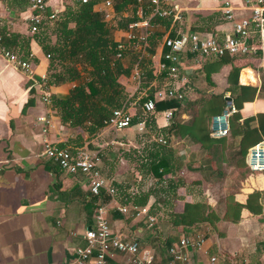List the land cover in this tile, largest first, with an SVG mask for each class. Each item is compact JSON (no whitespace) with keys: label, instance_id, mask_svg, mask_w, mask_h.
I'll return each instance as SVG.
<instances>
[{"label":"trees","instance_id":"1","mask_svg":"<svg viewBox=\"0 0 264 264\" xmlns=\"http://www.w3.org/2000/svg\"><path fill=\"white\" fill-rule=\"evenodd\" d=\"M49 1L47 0L43 10L30 11L29 16L31 14L40 16L37 30L30 39L40 46L48 58L47 84L73 85L67 95H52L49 105L56 110L63 125L78 130L74 139L78 142L77 148L86 146L90 150H96L97 148H93L91 144L84 145L81 142V134L93 136L104 128V122L116 109L127 111L132 116V124L145 119V130L139 134L152 132L156 137L149 146L145 145L141 159L138 160L140 165H137L142 171H150L159 178L164 184L163 188H166L165 192L171 194L165 217L150 227L154 232L148 243L154 250L155 257L162 258L165 253L168 255L169 248L178 242L182 234L194 236L207 229L221 239L224 236L221 229L223 224L235 227L240 225L244 213L250 218L263 216L262 193L258 189L245 194L243 202L237 200V193H226L223 208L218 207L217 203L211 204L203 200L190 202L183 200L177 209L179 196L176 191L187 187L182 174L184 170L200 175V179L191 183L193 185H201L202 181L209 184L218 183L225 177V166L249 175L264 174V171H251L246 162L249 149L264 142V112H257L254 115H246L244 112V109L255 100L264 101V73L260 74L259 86L242 85L239 82L240 68L232 67L224 79L221 93L217 94L214 93L217 87L215 77L219 76L236 57L230 54L208 56L202 59L197 70L187 76L189 81L187 85L185 84L187 89L183 87L180 90L184 97L186 93L199 97L189 99L187 103L177 99L156 100L155 94L165 81L167 73L165 70L159 71L156 67L153 61V57L156 56L155 50L157 46H161L162 39L167 34L174 37L178 29L182 32L195 31L194 27L188 24L190 12L182 11V22L174 24L172 16L152 17L149 20L152 32L148 37L147 55L138 59L128 42H123L121 38L116 39L115 33L125 31L128 23L138 20L135 16L136 11H141L143 17L150 16V0L140 2L113 0L112 20H105L106 11L97 8L100 0H89L87 3H81L80 0H71V3L60 0L61 5H58L56 11L49 5ZM24 2L27 0H23ZM218 16L219 14L217 17L215 15L203 18L211 22L210 20ZM204 27L201 28H207ZM2 37L3 45L12 51L15 39H7L3 35ZM217 38L218 41L222 40V37ZM120 39L125 45V50L122 58L117 59L115 55ZM165 50L163 49V52ZM20 52L23 54L15 53L23 59H27L30 54L27 45L20 48ZM188 56L189 59L192 58V55ZM258 56L259 54L256 57ZM135 67L138 72V78L135 76L137 89L128 95L120 79L129 77L130 73L133 74ZM38 81L40 82V78ZM226 98L232 102L235 111L228 117V134L214 138L211 136V120L226 108ZM149 99L154 100V110L146 115L140 114V107ZM166 110H171L172 116L169 123L164 126L162 123L159 124V121ZM183 141L189 146L198 147L201 156L197 158L195 152L178 151L175 145ZM71 142L74 141L70 140ZM101 155L105 168L106 166L111 168L110 158H114L116 162L119 160L111 151L102 150ZM125 159H129V162L134 161L129 154L125 155ZM194 163L198 166L191 167ZM108 172L113 173L112 170ZM113 184L117 199L123 187ZM150 197L154 198L151 191L143 194L130 193L121 201L123 206L143 207L148 205ZM92 201L94 203V199ZM156 204L158 201L155 199L150 206L151 215ZM115 212H119L123 218L132 219L130 213L123 215L119 210ZM207 256H215L218 264H231L232 261L228 253L219 251L216 245L208 249ZM156 264H161V260L156 261Z\"/></svg>","mask_w":264,"mask_h":264},{"label":"crops","instance_id":"2","mask_svg":"<svg viewBox=\"0 0 264 264\" xmlns=\"http://www.w3.org/2000/svg\"><path fill=\"white\" fill-rule=\"evenodd\" d=\"M232 1L236 18L248 14L239 0ZM57 2L59 0L48 2L55 11L59 8ZM223 2L198 0L197 4H192L190 0H177L183 11L197 10L203 16L213 13L211 16L221 15L213 19L206 29L202 26L193 29L201 35L222 38L233 34L232 23L221 14ZM29 14L28 0L26 3L23 0H0V34L7 39H15L12 51L22 55L20 48L27 45L32 54L31 75L15 68L0 55V116L4 117L0 119V264H63L73 259L75 251L83 247L85 231L94 228L95 205L88 183L82 175L73 176L61 172L44 155L42 128L46 129V137L53 145L73 148L78 146L74 140L78 130L63 125L56 110L42 102L38 78L46 76L48 58L40 46L30 39L32 34L27 24ZM115 36L119 39L121 33ZM155 51L158 59L161 46H157ZM235 57L223 71L228 74L232 67H238L240 84L259 86L260 74L264 73V61L260 64L256 56ZM243 73L246 83L241 82ZM72 87L71 84L52 85L49 90L51 95L64 96ZM244 112L246 115L264 112V101L255 100ZM38 117H44L45 122L38 121ZM161 123L162 120L159 121ZM105 129H100L93 136L82 133L81 142L101 147L98 139ZM70 140L74 142L70 143ZM115 143L122 145L123 140ZM99 166L101 172H104L101 163ZM197 166L195 163L194 167ZM103 176L110 179L111 174L103 173ZM253 189L261 191L264 204L263 173H255L247 178L246 188L236 196L237 200L243 202L244 195ZM122 190L108 209L112 233L122 240H135L141 247L154 252L148 243L153 229L145 221L133 217L126 219L115 212L123 206L121 199L131 192L125 187ZM151 199L153 197H150L149 202ZM184 201L190 202L187 199ZM149 202L147 206L150 207L152 204ZM242 216V222L236 227L231 224L221 226L223 238L218 239L215 234H210L205 238L202 249L190 252L192 264H206V254L213 245L219 251L228 253L229 259H232L231 264H263L264 245L260 244L264 241V215L250 218L244 213ZM233 236L239 246L228 251ZM214 237L216 239L213 240ZM239 254L243 255L242 260ZM156 257L157 262L161 260V264H164L169 256L165 253L162 258ZM88 264H94L93 260ZM107 264H126L125 257L113 253L107 258Z\"/></svg>","mask_w":264,"mask_h":264},{"label":"built area","instance_id":"3","mask_svg":"<svg viewBox=\"0 0 264 264\" xmlns=\"http://www.w3.org/2000/svg\"><path fill=\"white\" fill-rule=\"evenodd\" d=\"M89 0H80L87 3ZM141 0H138L140 2ZM243 9L248 13L246 16L236 18L234 3L232 0H224L221 14L225 20L232 23V35L223 37L218 41L217 36L199 34L196 31H186L178 29L174 37L165 35L161 42V51L158 55L156 67L158 70L166 71V79L163 87L159 89L155 96L156 100L177 99L183 100L181 89L187 82V76L192 72V68L185 69L184 64L194 63L195 68H199L203 58L208 56H257L259 61H264V0H239ZM98 9L106 11L105 20H112L114 17L113 0H100ZM47 0H28L30 11H41L44 9ZM150 16L143 17L141 11H136L138 19L127 24L125 31L121 32V39L127 41L130 49L136 52L138 59L147 55L148 37L152 32L149 20L154 17L172 16L173 24L182 22L183 9L177 4V0H150ZM53 17V16H52ZM28 30L31 34L37 30L40 16L31 14L27 20ZM118 41L115 58L121 59L125 45ZM163 49H166L163 52ZM0 55L12 66L31 75L32 54L27 59H23L17 53L8 50L3 45V37L0 34ZM188 55H192L189 59ZM183 68V70H182ZM182 70V72H181ZM138 78L137 67L134 70ZM47 79L41 77L39 90L43 103L49 104L51 92ZM227 99V106L221 114L215 115L211 120V136L221 138L228 134V117L235 111L232 102ZM155 108L154 100L145 101L140 107V114L146 115ZM172 116L171 110L162 113L163 125L166 126ZM38 121L45 122L44 117H38ZM132 116L123 109L113 110L110 117L104 122V128L113 132L133 129L137 133L145 130V119L132 124ZM46 129L42 128L43 152L61 172L68 175H82L88 183V189L95 205L94 228L85 231L83 239L85 244L74 253V258L63 264H88L93 260L94 264H107V258L113 253H119L125 257L126 264H155L154 252L141 247L135 240H122L112 233L108 218L109 206L115 201V187L112 179L105 178L101 172V149L90 150L87 147H59L50 143L46 137ZM159 142H162L159 140ZM247 165L253 172L264 171V142L256 144L249 149L247 154ZM107 198V200H106ZM119 211L129 214L134 219L145 220L150 228L155 223V217L151 215L150 207H127L122 206ZM205 242L203 233L187 236L180 235L178 242L168 250L169 258L164 264H192L190 252H197L202 249ZM207 255V254H206ZM206 264H218L215 256L206 258Z\"/></svg>","mask_w":264,"mask_h":264},{"label":"rangeland","instance_id":"4","mask_svg":"<svg viewBox=\"0 0 264 264\" xmlns=\"http://www.w3.org/2000/svg\"><path fill=\"white\" fill-rule=\"evenodd\" d=\"M66 1L68 3H71V0H66ZM190 1L192 4H197L198 2V0H190ZM59 3L60 0L56 4L59 5ZM196 11L197 10L190 11V23L188 24L192 28L198 26L208 27V25H211L209 24L210 22L205 21L206 18L203 17H211V15H213L214 13L208 16H203L199 14L200 12H196ZM220 17L221 15L218 16V18ZM210 21L212 22L213 19ZM118 34L120 33L119 32L115 33V35L117 36ZM156 60H157V56H154L153 57L154 63ZM184 68L185 69L192 68L191 70L192 72H194V70H197V68H195L194 66V63H189V62L184 64ZM226 75H227L226 72L223 71L219 76L215 77V82L217 87L214 90V93L217 94L221 93L224 86V79ZM135 76L136 74L134 72L133 74L130 73L129 77H122L120 79L128 95L129 94L131 95V93H133L137 89V79ZM188 83L189 81L187 80L186 85ZM186 85L184 86L185 90L187 89ZM162 87L163 84H161L160 89ZM197 97L199 96L187 95L186 93L183 102L187 103L189 99L194 100V98ZM131 108H133V106H131ZM131 108L130 111H132ZM155 138L156 137L153 136L152 132L146 134H139L133 129H129L122 133L118 132L115 135L113 132L109 131L108 129H105L98 139L99 143L102 146L97 147V149L100 148L101 151L102 150L111 151L112 153H115L116 157L118 156L119 158L117 162L114 158L112 159L110 158L112 166L111 168L110 166H106L105 168L103 157H101V164H102L101 168L103 169L102 171H104L102 172V174L103 173L111 174L108 171L112 170L113 173L111 174L110 179H112L113 177L114 180L113 179L112 180L114 183H116V185H118L120 181L119 185H122V187H125L127 190L131 191L132 193L143 194L146 193L147 191H151V193H153L154 198L153 200L152 199L150 200L149 204H152V202L155 199L158 201V204H156L153 208V216L155 217L156 220L155 222L157 223L159 219L165 217V212L169 209V202H170L169 198L171 197V194L165 192L166 188L165 187L163 188L164 184H162L159 178L155 177L153 173H151L150 171L144 172L138 168V166L140 165L138 160L141 159L140 156L142 155L143 148L146 147L145 145L149 146L150 143L153 142ZM111 139L112 140L114 139V142L112 141L113 143L110 142ZM122 140H123L122 145H120L119 143H115L116 141H122ZM175 147L178 151H184L185 153L195 152L197 155L201 156V153L198 151V147L189 146V144H187L185 141L179 142L178 144L175 145ZM126 154L127 155L129 154L130 158L134 161L129 162V159H125ZM194 165L195 163L192 164L191 167H194ZM224 171H225V177L222 180L218 181V183L209 184L202 181L201 185H193L191 183L200 179V175L195 172H189L187 170H184L182 174L187 183L186 184L187 187L186 189L180 188L176 191V194L179 196L176 204L177 209L181 206L182 203L181 201L186 199L189 201L203 200L211 204L217 203L218 207L220 206L221 208H223V198L225 194L228 192L237 193V195L240 194L241 190L246 188L247 178L251 176L249 175V173H242L230 166H225ZM202 233L204 234V237H207L208 235L212 234L210 231L206 229H204ZM214 239H216V237H214L213 240ZM236 240L237 239L234 236L233 238H230L229 247L227 249L228 251L230 250L233 251L238 248L239 243ZM262 245H264V241L263 243L260 244V246ZM239 255L238 256L241 257L242 260L244 258V257L242 258L243 255L242 254Z\"/></svg>","mask_w":264,"mask_h":264},{"label":"bare ground","instance_id":"5","mask_svg":"<svg viewBox=\"0 0 264 264\" xmlns=\"http://www.w3.org/2000/svg\"><path fill=\"white\" fill-rule=\"evenodd\" d=\"M241 82L242 83H246V78H245V74L244 73L241 76Z\"/></svg>","mask_w":264,"mask_h":264},{"label":"clouds","instance_id":"6","mask_svg":"<svg viewBox=\"0 0 264 264\" xmlns=\"http://www.w3.org/2000/svg\"><path fill=\"white\" fill-rule=\"evenodd\" d=\"M4 117L3 116H0V119H3Z\"/></svg>","mask_w":264,"mask_h":264},{"label":"water","instance_id":"7","mask_svg":"<svg viewBox=\"0 0 264 264\" xmlns=\"http://www.w3.org/2000/svg\"><path fill=\"white\" fill-rule=\"evenodd\" d=\"M229 100V99H228Z\"/></svg>","mask_w":264,"mask_h":264}]
</instances>
